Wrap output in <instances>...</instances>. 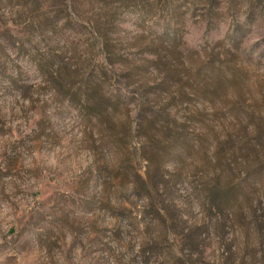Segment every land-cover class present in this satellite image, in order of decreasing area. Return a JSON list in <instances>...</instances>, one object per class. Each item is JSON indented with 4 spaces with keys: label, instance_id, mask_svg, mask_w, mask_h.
Segmentation results:
<instances>
[{
    "label": "rangeland",
    "instance_id": "obj_1",
    "mask_svg": "<svg viewBox=\"0 0 264 264\" xmlns=\"http://www.w3.org/2000/svg\"><path fill=\"white\" fill-rule=\"evenodd\" d=\"M98 75L184 142L84 120ZM0 264H264V0H0Z\"/></svg>",
    "mask_w": 264,
    "mask_h": 264
},
{
    "label": "trees",
    "instance_id": "obj_2",
    "mask_svg": "<svg viewBox=\"0 0 264 264\" xmlns=\"http://www.w3.org/2000/svg\"><path fill=\"white\" fill-rule=\"evenodd\" d=\"M136 72L132 69L127 71L124 78L128 82H133L136 77ZM102 75L98 77L90 76L86 79L83 87L76 89L70 93L71 101H78L81 106V110L84 112V120L89 122L95 118L97 120H107V118L115 119L116 115L122 113L129 108L130 105L136 107V114L134 116L135 124L130 120V127L134 126L139 130L142 136H150L151 134L160 133L165 150L173 151L182 142H184L183 134L185 133L184 125L178 126L177 130L171 126L176 123L172 118V114L162 104L156 105L159 102V98L155 101L151 96L152 93H156V88L159 85L145 86L142 88L133 87L130 88L129 83L126 85L117 86L114 89H104V81L101 80ZM125 120H129V117L124 115ZM171 123L166 125L165 123ZM131 131V130H130ZM133 183H140L145 188L147 187L148 180H145L140 174H136V179Z\"/></svg>",
    "mask_w": 264,
    "mask_h": 264
}]
</instances>
